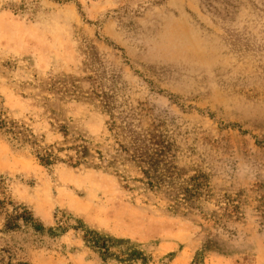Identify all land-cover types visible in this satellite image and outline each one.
Masks as SVG:
<instances>
[{"label":"rangeland","instance_id":"1","mask_svg":"<svg viewBox=\"0 0 264 264\" xmlns=\"http://www.w3.org/2000/svg\"><path fill=\"white\" fill-rule=\"evenodd\" d=\"M0 110V264H264V0H0Z\"/></svg>","mask_w":264,"mask_h":264},{"label":"trees","instance_id":"2","mask_svg":"<svg viewBox=\"0 0 264 264\" xmlns=\"http://www.w3.org/2000/svg\"><path fill=\"white\" fill-rule=\"evenodd\" d=\"M19 129H20L19 126L8 118L7 113L4 110H0V132L6 137L8 136L11 137L13 140L18 142L19 144L20 143L21 144L30 143L29 141H25L26 137L24 139L23 137L24 135L21 131H19ZM29 146H31V149L35 157L38 159V161L42 165L50 167L59 161L54 151L47 149V148H42L40 145H38V143H30ZM19 217L25 221L33 220L32 217H30V215L28 216L27 214L19 215ZM19 217H15V220H18ZM7 226L8 228L13 229V228H16L17 225L15 222L9 221ZM42 228L43 227H41L40 225L36 226L37 230H40ZM95 235L99 237L98 234H95ZM86 238H88L90 242H92L97 248H100L104 250L105 252L109 250L108 240L100 242L101 238L94 239V237H92L89 233L86 234ZM9 264H12V263H9Z\"/></svg>","mask_w":264,"mask_h":264}]
</instances>
